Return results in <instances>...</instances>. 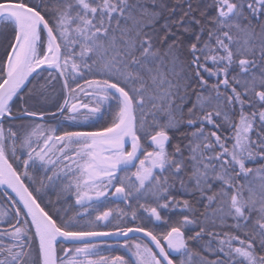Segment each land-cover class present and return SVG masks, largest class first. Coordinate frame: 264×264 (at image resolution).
I'll return each instance as SVG.
<instances>
[{
  "label": "snow or ice",
  "instance_id": "snow-or-ice-1",
  "mask_svg": "<svg viewBox=\"0 0 264 264\" xmlns=\"http://www.w3.org/2000/svg\"><path fill=\"white\" fill-rule=\"evenodd\" d=\"M182 2L187 8L173 19L176 8L166 0H151V8L147 0H0V23L9 30L0 55V186L11 189L13 200L23 206L13 204L14 215L0 209V264H109L105 257L92 259L98 255L93 238L132 232L143 233L155 246L125 242L130 251L135 249V264H174L176 255L188 260L175 264H189L193 253L183 231L189 225L199 231L188 240L199 241L205 233L218 240L216 246L211 239L205 246L216 259L200 257L197 264H264V165L247 166L264 160V0H212L211 5L197 0L195 7L192 0ZM86 75L97 78L85 80L86 88L71 86ZM210 78L215 83L209 84ZM58 81H63L61 114L72 113L70 120L81 115L70 101L82 92L94 100L91 108L80 105L88 108L85 120L98 115L110 119L95 131L61 135H55L57 128L35 125L19 144L27 150L21 172L8 159L9 152L16 157L19 137L11 127L6 133L3 124L43 119V112L27 107L14 115L13 106L17 99H47ZM29 84L33 87L26 97ZM181 126L195 128L188 134L187 157L179 144L168 150L170 132ZM33 137L43 139L39 151ZM37 159L48 183L61 175L70 178L64 188H75L76 205H91L90 192L99 201L115 187L112 195L126 204L152 198L156 206L140 207L155 221L162 220L158 209L169 208L180 209L182 219L166 233L120 224L112 232L97 231L111 222L112 209L85 224L77 216L89 215L87 208L65 219L66 210L61 215L60 209L42 206L43 178L31 191V184L24 183L25 178L36 183L29 168L36 167ZM130 168L136 169L131 176L119 175ZM177 183L197 204L204 203L203 222L195 219L189 200L170 194ZM132 218L137 219L135 211ZM241 232L243 238L237 234ZM5 237L13 243L5 244ZM65 243L71 247H63ZM58 246L63 255H58ZM112 264L130 262L117 256Z\"/></svg>",
  "mask_w": 264,
  "mask_h": 264
},
{
  "label": "trees",
  "instance_id": "trees-1",
  "mask_svg": "<svg viewBox=\"0 0 264 264\" xmlns=\"http://www.w3.org/2000/svg\"><path fill=\"white\" fill-rule=\"evenodd\" d=\"M197 0H192V3H193V6L195 7V4H196ZM166 3L169 5V7H173L175 6L176 8V12H175V15L173 17V19H178L181 15H182V10L183 9H186L187 8V4H185L186 2H182V0H166ZM206 3L211 5L212 4V0H206ZM147 7L151 8L152 7V4H151V0H147ZM208 11L211 13L213 11V9L209 8ZM196 16H199V12H196L195 13ZM168 16V12L165 11L164 12V17H167ZM163 18H161L160 20L157 21L155 27L157 29V31L160 30V25L163 23ZM146 31H150V29H146ZM174 31H176V29H174ZM163 32L161 31L160 32V35L163 36ZM9 35V30L8 28L2 24L1 28H0V55H2L3 51H4V45L7 44V36ZM184 39H187V37H183ZM244 37L241 36L240 37V41H243ZM185 56H186V52H185ZM184 57H182L183 59ZM235 72H238L239 69L238 67L234 70ZM44 76H47V73H44ZM94 78H97V77H94L92 75H86L83 79H78L79 82H83L84 80H88V79H94ZM170 79H174L171 75L169 76ZM33 83H36L35 81ZM39 83H43V79H41L39 81ZM212 83H215V78H210L209 79V84H212ZM76 84L78 83H73L71 86L73 88L76 87ZM81 85V84H80ZM38 86V85H37ZM62 86H63V81H62ZM82 86V85H81ZM33 87V84H29L28 87L24 90V95L27 97V93H28V90L30 88ZM63 89V87H62ZM223 90V88L221 89ZM52 91H55V86L51 87L48 92H52ZM36 99L35 101L33 100ZM31 99H27L26 100V103H22L19 99L16 100L14 106H13V114L14 115H18L22 110L23 108L27 107L30 111H35V110H41V112L44 113V117L45 118H52L53 122L57 124L58 126V131H57V135H61L64 131H76V130H80V131H95V130H98L101 126H106L107 125V122L108 120L110 119L108 116H104V118H102L99 122H95V123H92L90 125H75L73 123H69L67 122L65 119H64V116L63 114L59 113L58 111V108H59V105L60 103L62 104L64 102V92H63V97L62 96H55L54 99L51 101V104L52 105H56L54 106V108L58 107L56 109V111H50V112H44L43 109H42V105H44L45 102V98L43 97H33ZM38 98V99H37ZM63 99V100H62ZM195 99V95L193 94L192 96V100ZM48 103V102H47ZM177 103H179V101H177ZM49 104V103H48ZM50 105V104H49ZM41 106V107H40ZM191 106V103H189L187 105V107H190ZM35 107V108H34ZM187 107L185 108V114L187 113ZM63 115V116H62ZM29 117L25 118V119H28ZM25 119H22V120H25ZM149 119H151V117H149ZM236 119H238V116L236 117ZM41 121H47V119H41ZM16 123V120H6L4 122V126H6V128H9L11 127L12 130H14V132L16 131L15 130V126L14 124ZM16 124H20V123H16ZM200 125L197 124L196 127L198 128ZM192 131H195V128H190V127H187V126H181L179 127L178 130H173L170 132V135L172 137V140H171V144L168 146V150L171 152L174 150V146H176L177 144L180 145L182 151H183V154H185V147H186V144L189 143V141L192 139L190 135H188L189 133H191ZM17 133V136L20 134V132H16ZM226 135L229 134V133H225ZM252 136L253 138H255V134L252 133ZM151 150V149H149ZM27 155L23 154L19 156L17 155V157H22L21 160L24 159V157H26ZM8 159L11 161V163L14 165L15 168H18L19 171H23L24 170V166H23V163L21 161L20 162H17L16 159L11 155V156H8ZM262 165H264V160H260V159H257L255 162H248L247 163V166L248 167H251L253 169H256V168H259L261 167ZM42 169L40 168L39 164L36 163V167L35 168H32L30 167L29 168V173L30 175H33L36 179V183L35 184H32L31 181L27 180V178H25V182L27 185H30L31 184V187H30V190H33L35 187H38L39 185L37 184V181L40 180L41 178V174H40V171ZM189 171V170H188ZM254 178L255 177V174L253 175ZM253 177H250V179H254ZM187 178V177H185ZM39 183V182H38ZM178 187V195L177 193H175L174 189L177 191V188ZM172 191H171V195L172 196H177V200H184V199H187L189 200L192 204H193V207L196 209V213H195V219L197 221H200L198 219L202 218L203 216L201 215L202 213H205L206 209H205V205L203 202L197 204L196 203V199L194 196H189L188 194L186 193H182L180 192V187H179V183L176 184V187L174 188ZM52 194H48L46 195L47 198H48V202L49 204L47 203H44L43 201H41L42 203V206L43 207H46L47 209H50V210H56V209H60V214L61 215H64V211L66 210L67 213L70 214V217H73V216H76L75 213H76V210L74 209L73 207V204L72 202H68L67 204H62L60 205L59 201H62L65 199V196L58 193V192H51ZM2 198L4 199V202L8 205V210L14 215L15 213V210L12 208V206L8 203V201L6 200V198L4 197V195L0 192ZM196 196H198L199 194H195ZM64 197V198H63ZM2 199V200H3ZM0 203H1V200H0ZM56 204L57 206L56 209L55 207L51 206L50 204ZM3 204V203H2ZM143 204L145 205V208H150V207H154L156 206L155 202L154 201H150V200H146V201H135V200H131L130 201V208L127 209L129 211H131L129 213V216L132 215V212L135 211L136 214L141 217L140 220H135L138 224L137 225H143L149 229H154L155 232L157 233H166L168 231V229H170V227L175 224L177 221L181 220L182 219V215L180 214V209H176V210H173L171 208L169 209H158V211L160 212L161 216H162V224L161 225H158V224H155L154 223V220L153 218L150 216V213L148 211L145 210V208H141L140 205ZM19 206V205H18ZM66 206V207H65ZM20 207V206H19ZM125 205L124 204H119V203H116L112 200H103L101 202H99L97 204V215L100 213V212H103L105 210H108V209H112L113 212L115 214H119L121 213V210L122 212L125 213ZM200 211V212H197V211ZM209 210V208L207 209ZM69 214H67L66 216H69ZM190 216V218H192L191 214L190 213H186ZM65 216V217H66ZM64 217V218H65ZM69 217V218H70ZM96 217V216H95ZM95 217L93 220H95ZM23 219V217H22ZM66 219V218H65ZM133 220V218H132ZM134 221V220H133ZM165 221H168V223H165ZM230 223V222H229ZM134 224H130L128 225L129 227H134L133 226ZM135 225V226H137ZM4 227H7V224L4 223L3 225ZM194 226V225H193ZM110 225L108 224L107 227H104L102 224L100 227H98L96 230L97 231H107V230H115L113 227L112 228H109ZM195 227V226H194ZM198 228V227H197ZM185 231H188V227H186L184 229ZM211 230V229H210ZM225 231H229V229H225ZM231 231H234V230H231ZM238 235L241 236V238H243V233H237ZM203 239H208L210 240L211 237H209L206 233L202 236ZM213 239V238H212ZM4 240V243L5 244H10V243H13V241L10 239V238H3ZM218 241L217 239H214V241ZM100 243H108V244H112L114 242H100ZM213 245L215 246L216 244L213 243ZM37 246H38V243H37ZM109 253V252H108ZM109 254H112V257H117V256H120V257H123L125 260L129 261L130 264H135L133 259L131 258V256L128 255V253L121 249V250H114L112 251L111 253ZM178 261L177 258H175V262Z\"/></svg>",
  "mask_w": 264,
  "mask_h": 264
},
{
  "label": "rangeland",
  "instance_id": "rangeland-1",
  "mask_svg": "<svg viewBox=\"0 0 264 264\" xmlns=\"http://www.w3.org/2000/svg\"><path fill=\"white\" fill-rule=\"evenodd\" d=\"M185 4H187V3H185ZM2 24L3 23H0V28H1V26H2ZM240 43L242 44L243 43V41H240ZM223 78V77H222ZM89 80V79H88ZM76 83H78V84H81L83 87H85L86 88V85H85V80L83 81V82H79V80H77L76 81ZM54 86H55V91H52V92H48L47 93V99H45V101H47V102H45L44 103V105H42V109H43V111L44 112H50V111H56V109L58 108V107H56V108H54V106H56V105H52L51 104V101L54 99V97L57 95V96H62L63 97V89H62V81H58V82H55V84H54ZM38 99V98H37ZM33 100L35 101L36 99H34L33 98ZM63 100V99H62ZM72 103H75V104H77V108H78V112L81 114V115H79L78 116V118L76 119V120H70V119H68V117L69 116H71V115H73L72 113H69L67 110H65L64 111V113H63V115H65L64 116V119L67 121V122H69V123H73V124H75V125H90V124H92V123H95V122H99L102 118H104V116L105 115H98L97 117H90L88 120H85L84 119V116H83V114H86L87 112H88V108H82V107H80V105L81 104H88L89 105V108H91V107H93L94 106V100H93V98L91 97V96H89V95H85L84 93H82V92H80V93H78L77 94V99H75V100H71L70 101V105L72 104ZM61 104V103H60ZM41 107V106H40ZM35 108V107H34ZM37 113H40L41 112V110H35ZM60 113V112H59ZM62 115V116H63ZM16 123H20V124H16ZM16 123L14 124V126L16 127L15 128V132H20V134L18 135V137H19V139L17 140V151H16V157H14L15 159H16V161L17 162H20L21 163V161H23V160H21V158L22 157H20V159H17V155L19 156V154L20 155H22L23 156V154H25V155H27V150L26 149H22V148H20L19 147V144H20V142L22 141V139L24 138V136L26 135V134H28L29 132H31V130L35 127V125H37V124H41L42 126H43V128L45 129V130H50V129H53V128H56V127H58L57 126V124L56 123H54L53 121H41V119L40 118H36V117H29L28 119H25V120H16ZM3 127H4V129H5V132L7 133V131H8V129L9 128H6V126H4L3 125ZM12 130V129H11ZM12 131H14V130H12ZM55 135H57V132L55 133ZM252 135V134H251ZM189 143H187L186 145H188ZM37 145H39V146H37ZM33 147L37 150V151H39L40 150V148H42L43 147V139H39L38 137H33ZM57 147H58V145H57ZM188 154H189V152H188V149H187V147H185V154H184V156L185 157H187L188 156ZM12 154H11V152H9L8 153V156H11ZM24 159H27V156L26 157H24ZM36 163H38L39 164V166H40V161L37 159L36 160ZM58 167H59V165H58ZM42 170L40 171V174H41V177L40 178H43L44 180H45V187L44 188H42V190H41V193H40V195H41V201H43L44 203H47V204H49V202H48V198H47V196L46 195H48V194H52L51 192H58V193H60V194H62V195H64L65 196V199L64 200H62V201H59V203H60V205H62V204H67L68 202L67 201H69L68 199H74V197H75V195H74V192H75V188L73 187V189L71 190V192H69V191H66L65 190V188H64V186L69 182V179L70 178H67V177H64L63 175H61V178L59 179V180H54L52 183H48L47 182V177L45 176V168H43V167H40ZM136 170V169H135ZM189 171H191V169H189ZM135 172V171H134ZM47 175H52V172L51 171H48L47 172ZM128 176H131V174L130 175H128ZM254 178V177H253ZM132 179L133 180H135V177H132ZM40 180H38L37 182H39ZM38 185H39V183H38ZM216 186H218V185H216ZM176 189H178V187L176 188ZM180 192H182V193H184L181 189L179 190ZM175 193H177L178 194V191L177 192H175ZM178 195H180V194H178ZM175 197V199L177 198V196H174ZM64 198V197H63ZM3 198H2V196H1V194H0V200H1V203H0V209H3L4 211H9L8 210V205L4 202V199L2 200ZM134 200V199H133ZM146 200H150V201H154L152 198H144V199H140L139 201H146ZM177 200V199H176ZM135 201H137V200H135ZM70 202V201H69ZM72 202V204H73V201H71ZM155 202V201H154ZM3 203V204H2ZM120 204V203H119ZM51 206H53V207H55V206H57L55 203L53 204H50ZM74 206V205H73ZM66 207V206H65ZM125 213H127V215H122L121 213H119V214H115L114 212H113V215L109 218L110 219V223H109V225H110V227L109 228H114L115 229V227H116V225L117 224H120L121 226H123V227H129L128 225H130V224H134L133 226L134 227H136L135 225H137L138 223L134 220H132V215L131 216H129V213L131 212V211H129V210H127V209H129L130 207H128L127 205H125ZM216 207V205L215 204H213V205H211L210 207H209V210H207V213H208V215H211V212H212V210L214 209ZM55 209H56V207H55ZM75 209V208H74ZM197 212H200L199 210L197 211ZM196 213V212H195ZM67 214H69V213H67ZM75 215L77 216V212L75 213ZM136 216H137V219L138 220H140L141 219V217L139 216V214L137 215L136 214ZM70 217V214H69V216H66L65 218L67 219V218H69ZM77 219H79V221H80V223L81 224H85L88 220L87 219H80L78 216H77ZM136 219V220H137ZM8 220V216H5L4 217V221H7ZM153 220H154V218H153ZM198 220H200V222H203V220H204V217H202V218H200V219H198ZM155 221V220H154ZM162 222H163V220H162ZM230 223H231V221H229ZM162 224V223H161ZM188 227V229H191L192 228V225H189V226H187ZM195 228V232H198L199 231V227L197 228L196 226L194 227ZM168 230H170V229H168ZM183 231L185 232V234H186V237H185V239H186V241H187V243H188V237H190V235H188V231H185L184 229H183ZM242 233V232H241ZM211 240H212V244L214 243V244H217L218 243V241H214V239H212L211 238ZM204 241H206V239H203V238H201L200 240H199V242H200V244H203L204 243ZM209 240L207 239V242H208ZM125 242H127V244L128 245H134V244H136V243H141V244H145L146 242H144L142 239H140V238H133V239H130V240H127V241H124V242H120V243H112V244H108V243H97V245H98V258H100V257H105V258H108V260H109V264H112V259H110L111 257H112V255H108V252L109 253H111L112 251H114V250H116V251H118V250H121V249H123V250H125L127 253H128V255L129 256H131V258L133 259V261H134V263H135V257L133 256V253L135 252V249L134 248H132L131 249V251L129 250V248L128 247H125L124 245H125ZM207 242H206V244H205V246L207 245ZM205 246L204 245H202V248H204L203 250H204V253H205V255L207 256H204L202 253H197V255H198V258L200 259V257H206L207 258V260L208 261H214L215 259H216V256L215 255H212L210 252H208V251H206L205 250ZM214 246V245H213ZM216 246V245H215ZM234 246H239V242L238 241H236V242H234ZM149 247H151V246H149ZM188 247H189V245H188ZM195 253H193V255H192V257H191V260L189 261V264H191V262H192V259H193V262H194V259H195V256H197ZM111 256V257H110ZM197 258V259H198ZM180 259H185L186 261L188 260V256L187 255H185L184 257H180L179 255L177 256V260L179 261ZM198 259V260H199ZM197 260V261H198ZM196 261V262H197ZM197 264V263H196Z\"/></svg>",
  "mask_w": 264,
  "mask_h": 264
},
{
  "label": "flooded vegetation",
  "instance_id": "flooded-vegetation-1",
  "mask_svg": "<svg viewBox=\"0 0 264 264\" xmlns=\"http://www.w3.org/2000/svg\"><path fill=\"white\" fill-rule=\"evenodd\" d=\"M43 119H47V121H52L53 119L52 118H43ZM57 129H58V127H56ZM135 171V168H133V169H127L126 171H122V172H120L119 173V175L120 176H125V175H130L132 172H134ZM37 184H38V182H37ZM174 191L175 192H177L178 191V189H177V191L174 189ZM115 192V187H113V188H111L110 190H109V194L107 195V196H105L104 198H103V200H112V201H114V202H116V203H120V204H124V205H127L128 207H130V204H126L125 202H124V200L122 199V198H120V197H117V196H114V195H112V193H114ZM93 193H89V195H92ZM69 201H73V207L75 208V210H76V212H77V214L78 213H83L84 212V210H85V208H87V211H88V213H89V215H84L83 217H79L80 219H87V220H93L94 219V217L95 216H97V204H98V202H100V201H97V202H91V205H89V202L88 201H85L84 202V206L83 207H81V206H79V205H76V202H75V197H74V199H68ZM102 200V201H103ZM68 201V202H69ZM155 222V224L156 223H162L161 221L159 222V221H154ZM195 234V228H194V226L192 225V228L191 229H189V231H188V235H190V236H193ZM136 239V238H135ZM138 239V238H137ZM141 239V238H140ZM143 240V239H142ZM144 242H146L145 240H143ZM206 242H207V240L206 241H204V243L203 244H200V242L199 241H196V240H189L188 241V245H189V249L192 251V253H195L196 255H197V253H202L204 256H206L205 255V253H204V248H202V245H204L205 246V244H206ZM147 243V242H146ZM97 244V243H96ZM148 244V243H147ZM63 247H71V245H69V244H64L63 245ZM58 254L59 255H63V251H62V248H60L59 246H58ZM108 255H109V253H108ZM110 255H112V254H110ZM111 257V256H110ZM207 257V256H206ZM109 258V257H108ZM113 257H111L110 259H112ZM198 258V255L197 256H195V259H194V262H193V259H192V262H191V264H196L197 262V260L199 259H197ZM92 259H99L98 258V255L97 256H94V257H92Z\"/></svg>",
  "mask_w": 264,
  "mask_h": 264
},
{
  "label": "water",
  "instance_id": "water-1",
  "mask_svg": "<svg viewBox=\"0 0 264 264\" xmlns=\"http://www.w3.org/2000/svg\"><path fill=\"white\" fill-rule=\"evenodd\" d=\"M26 89V88H25ZM39 117V116H37ZM40 118V117H39ZM138 162V161H137ZM9 163L10 160H9ZM14 167V166H13ZM15 168V167H14ZM25 183V182H24ZM26 185V183H25ZM27 186V185H26ZM0 191L3 193V195L6 197V199L8 200V202L10 203V205L12 206L13 204H18L21 208L23 207L22 204H19V200L18 198H15V200H13V198L15 197V193H13L11 191V189H7L5 191V186H0ZM109 194V192L106 194V196ZM93 195V201L92 202H96L95 200V197H94V194ZM104 198V197H101L100 200ZM13 209L15 210V208L13 207ZM102 232H112V231H102ZM133 237H139V238H142V239H145L146 241H148L150 243V245L154 248L155 246L153 244H151V241L149 238L145 237L143 235V233H135V232H132V233H128L127 236H120V235H111V236H102V237H96V238H93V243L94 242H102V241H114V242H120V241H124V240H128L130 238H133ZM67 244V243H65ZM58 251V249H57ZM59 255V254H58ZM177 256V255H176ZM175 264V262H174Z\"/></svg>",
  "mask_w": 264,
  "mask_h": 264
}]
</instances>
